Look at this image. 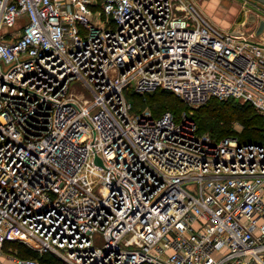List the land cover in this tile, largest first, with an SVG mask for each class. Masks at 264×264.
<instances>
[{"label": "built area", "instance_id": "built-area-1", "mask_svg": "<svg viewBox=\"0 0 264 264\" xmlns=\"http://www.w3.org/2000/svg\"><path fill=\"white\" fill-rule=\"evenodd\" d=\"M238 1L253 25L194 0H0V256L18 227L71 264H264V143L129 97L264 115V7Z\"/></svg>", "mask_w": 264, "mask_h": 264}, {"label": "rangeland", "instance_id": "rangeland-1", "mask_svg": "<svg viewBox=\"0 0 264 264\" xmlns=\"http://www.w3.org/2000/svg\"><path fill=\"white\" fill-rule=\"evenodd\" d=\"M236 1V0H235ZM195 4L197 5L199 11L207 18L209 21L214 24L216 27L221 28V29H228L230 27H238L244 22L247 23L248 25H253L254 20H257V14L254 11H251V13L248 16V10L243 11L239 5H237L234 0H194ZM263 3V2H262ZM259 3L261 6L264 7V3ZM247 16L249 17V20H247ZM79 89V88H78ZM158 91V92H157ZM161 91V92H159ZM164 91L163 89L160 90H154L153 92H149L144 94H136L131 91V101L133 103V109L135 111H140V110H150L154 115H161L167 110L175 112L177 116H182L184 114H194L196 118L199 119V117L205 116V117H211L210 119L214 118L212 115V112L209 110L208 104H202V105H189L185 102H182L179 98L178 101L176 102L177 104L173 106H168L169 104L165 105V107H162L160 109H156L153 107V105L147 104L144 99L147 97L151 100L156 99L157 97H161V99H164L165 101L169 103H173V101L169 98L166 97V93H162ZM148 99V100H149ZM222 101H225V99L222 98H215L211 102H216V103H223ZM232 101H237V100H232ZM242 102V101H240ZM174 104V103H173ZM216 119V118H215ZM231 123H222L220 126H226L233 130L232 132L236 131L238 134H250L252 130L254 129H248L242 121L237 117L233 116L231 118ZM205 128V127H204ZM229 129V131H230ZM203 133H208L211 134L214 137L221 138L223 135H219L218 132H215L214 130L210 129H201ZM256 132V131H255ZM257 134L259 136L261 135V132L259 131ZM225 135V134H224ZM258 136V135H256ZM264 139V137H262ZM264 141V140H263ZM8 235L10 236L9 239H6L5 241H13V243H22L23 245L31 246L35 250L39 252V256H35L34 258H37L41 264H51L48 261L45 262L43 259H53L57 264H71L66 258L61 256L60 254H57L50 249H44L42 247V244L40 241L31 238L24 229L14 227L13 230H11ZM13 243L10 244V248L4 250L5 255L9 257H14L17 256V254H22V256L27 257L30 255H27L25 253H22L19 249H15L13 246ZM19 256V255H18ZM21 256V257H22Z\"/></svg>", "mask_w": 264, "mask_h": 264}, {"label": "trees", "instance_id": "trees-1", "mask_svg": "<svg viewBox=\"0 0 264 264\" xmlns=\"http://www.w3.org/2000/svg\"><path fill=\"white\" fill-rule=\"evenodd\" d=\"M160 90V89H157ZM164 91H162V93H166V97L171 99L173 101V103H169L167 101H165L164 99H161V97H157L156 99H152L151 100L149 98H145L144 100L147 101V104H152L154 108L156 109H160L162 107H165V105L169 104L168 106H173L175 104H177L176 102L178 101V96H176L173 92L168 91L163 89ZM158 92V91H157ZM161 92V91H159ZM136 93V92H132L131 94ZM139 95V93H136ZM141 95V94H140ZM144 96V94L142 95ZM129 97L131 99V95L129 94ZM215 98L218 97H213L211 98L207 103H205L206 105L208 104L209 106V110L212 112V115L214 116V118L210 119L211 117H199L196 118L194 114H189V117L193 118L198 125V131L200 133L202 132V128L203 129H210V130H214L215 132H218L219 135H228V134H236L239 136V138L242 141H246V142H260V143H264V139H262V137H264V115H262L250 102H240L239 100L232 101V100H236L234 98H227L225 99V101H222L223 103L219 102H211L212 100H214ZM149 99V100H148ZM180 99V98H179ZM181 100V99H180ZM182 101V100H181ZM183 102V101H182ZM173 112V111H172ZM175 114V112H173ZM175 116L179 119L182 116H177L175 114ZM233 116H237L242 123L248 128V129H254L251 131L250 134H238L236 131L232 132L233 130H231L229 127V123H231V118ZM216 118V119H215ZM228 123V127L226 126H220L222 123ZM205 127V128H204ZM230 129V131H229ZM256 131V132H255ZM261 132V135L259 136V134H257L258 132ZM225 134V135H224ZM258 135V136H256ZM221 136V137H223ZM217 138V137H216ZM13 241H5L3 244V248L5 250L10 248V244H12ZM13 246L15 249H19L22 253H25L27 255V257H35V256H39V252L37 250H35L33 247L31 246H27V245H23L21 242L20 243H13ZM22 256V254H17V256ZM24 257V256H22ZM45 260L48 261L49 263L51 262V264H57L53 259H49V258H45L43 259V261ZM47 264V263H45Z\"/></svg>", "mask_w": 264, "mask_h": 264}, {"label": "crops", "instance_id": "crops-1", "mask_svg": "<svg viewBox=\"0 0 264 264\" xmlns=\"http://www.w3.org/2000/svg\"><path fill=\"white\" fill-rule=\"evenodd\" d=\"M14 257L11 258L5 255V252H4V254L0 256V264H18L16 260L14 259Z\"/></svg>", "mask_w": 264, "mask_h": 264}, {"label": "water", "instance_id": "water-1", "mask_svg": "<svg viewBox=\"0 0 264 264\" xmlns=\"http://www.w3.org/2000/svg\"><path fill=\"white\" fill-rule=\"evenodd\" d=\"M258 1L264 3V0H258ZM263 28H264V20L261 21L260 27L258 29V33H260L263 30ZM96 160H97L98 163L103 164V161H102V159L100 157H97Z\"/></svg>", "mask_w": 264, "mask_h": 264}, {"label": "flooded vegetation", "instance_id": "flooded-vegetation-1", "mask_svg": "<svg viewBox=\"0 0 264 264\" xmlns=\"http://www.w3.org/2000/svg\"><path fill=\"white\" fill-rule=\"evenodd\" d=\"M234 2H235L237 5H239V1H238V0H236V1L234 0ZM239 6H240V5H239Z\"/></svg>", "mask_w": 264, "mask_h": 264}]
</instances>
